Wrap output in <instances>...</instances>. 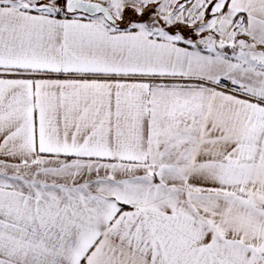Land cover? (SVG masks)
I'll return each mask as SVG.
<instances>
[{"label": "snow or ice", "instance_id": "1", "mask_svg": "<svg viewBox=\"0 0 264 264\" xmlns=\"http://www.w3.org/2000/svg\"><path fill=\"white\" fill-rule=\"evenodd\" d=\"M0 264H264V0H0Z\"/></svg>", "mask_w": 264, "mask_h": 264}]
</instances>
